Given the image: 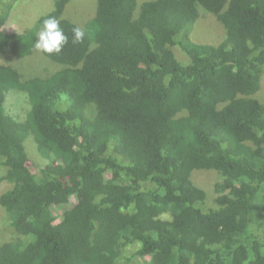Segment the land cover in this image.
<instances>
[{
	"label": "trees",
	"instance_id": "obj_1",
	"mask_svg": "<svg viewBox=\"0 0 264 264\" xmlns=\"http://www.w3.org/2000/svg\"><path fill=\"white\" fill-rule=\"evenodd\" d=\"M72 1L16 32L0 0V264H264V0H98L82 24ZM200 7L221 43L191 39ZM48 17L63 67L25 78L8 62ZM200 170L218 173L213 193Z\"/></svg>",
	"mask_w": 264,
	"mask_h": 264
},
{
	"label": "rangeland",
	"instance_id": "obj_2",
	"mask_svg": "<svg viewBox=\"0 0 264 264\" xmlns=\"http://www.w3.org/2000/svg\"><path fill=\"white\" fill-rule=\"evenodd\" d=\"M56 0H12L13 7L11 10V15L8 19L9 23H12L16 32H23L35 27L38 19L43 15L50 12L55 4ZM98 0H73L66 9V14L71 16L77 23H83L88 15L93 13L97 7ZM140 6L143 2L147 0H138ZM202 16L193 26L191 39L196 43H207V44H219L224 38L223 31L226 30L224 25L219 22L216 17L211 14V12L206 11L204 8L200 7ZM204 14V15H203ZM175 53L180 61L186 60L187 57L182 53L181 50L175 49ZM181 57V59H180ZM11 64H15L23 74L25 78L29 77H46L57 72L63 66L57 62H54L45 53L34 48L33 52L27 56H16L12 58ZM182 61V62H184ZM188 58V62H189ZM0 62H4V56L0 54ZM184 62V63H188ZM16 92H10L7 96L11 98V102L15 104V111L17 113L21 104L15 96ZM258 97L260 99L264 98V75L262 77V85L259 90ZM21 100V99H19ZM22 101V100H21ZM10 102V105H11ZM24 102V101H23ZM17 117V116H16ZM27 139H33L34 137L30 135ZM26 141L28 142V140ZM32 140V141H33ZM26 142V143H27ZM27 151L33 161V170L38 172L41 167L44 166L46 160L41 159L38 155L37 145L35 141L31 142L29 147L27 144ZM41 155V154H40ZM42 157V156H41ZM43 158V157H42ZM194 179L200 186L206 188L210 193H213V186L216 181L220 179L218 173L212 170H200L194 173ZM11 183L3 181L0 183V196L6 190L11 188ZM76 200H73L74 204ZM68 205V207H70ZM60 212V211H58ZM5 213L0 205V244L4 241L7 236V220L5 219Z\"/></svg>",
	"mask_w": 264,
	"mask_h": 264
},
{
	"label": "clouds",
	"instance_id": "obj_3",
	"mask_svg": "<svg viewBox=\"0 0 264 264\" xmlns=\"http://www.w3.org/2000/svg\"><path fill=\"white\" fill-rule=\"evenodd\" d=\"M72 34L73 44L82 43L85 39V30L80 26H74ZM67 43L68 37L59 21L55 17L44 19L34 41L35 49L48 55L59 54Z\"/></svg>",
	"mask_w": 264,
	"mask_h": 264
}]
</instances>
